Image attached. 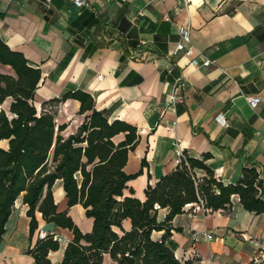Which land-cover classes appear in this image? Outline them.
Wrapping results in <instances>:
<instances>
[{"label":"crops","instance_id":"1","mask_svg":"<svg viewBox=\"0 0 264 264\" xmlns=\"http://www.w3.org/2000/svg\"><path fill=\"white\" fill-rule=\"evenodd\" d=\"M86 2L76 8L70 0H0V39L41 73L33 94L37 112L53 114L56 126H64L63 137L74 134L88 113L79 114L77 100H53L80 90L93 97L94 109L108 112L109 122L135 127L139 142L123 171L140 172L127 183L140 201L147 185L175 169L176 141L188 157L209 154L205 163L224 184L236 182L247 167L258 172L264 188V0ZM180 25L189 28L191 56L174 54ZM203 57L209 66H200ZM0 75L15 77L2 64ZM177 78L185 84L172 111L168 95ZM247 97L260 98L255 110ZM11 102L6 98L0 110L9 114ZM123 138L119 134L113 141ZM51 191L57 211H66L82 233L89 232L92 220L80 205L67 207L60 180ZM26 210L19 198L0 238V264H34L27 251L40 230L56 234L59 250L48 257L59 264L71 233L46 224L37 213L39 231L30 238ZM192 210L187 205L174 218L172 227L179 231L172 230L167 240L181 263L252 264L264 258V215L245 211L236 196L225 210ZM165 213L159 211V220ZM122 227L128 230L129 220ZM161 235L154 232L152 238ZM103 264L116 263L105 255Z\"/></svg>","mask_w":264,"mask_h":264},{"label":"trees","instance_id":"2","mask_svg":"<svg viewBox=\"0 0 264 264\" xmlns=\"http://www.w3.org/2000/svg\"><path fill=\"white\" fill-rule=\"evenodd\" d=\"M0 64L15 73V77L0 75V104L12 99L9 114L0 110V142H7L5 148L0 146V238L20 198L27 206L30 238L39 231L37 213L46 224L71 233L59 264H103L105 255L116 264H186L176 259L167 240L172 230L179 231L172 221L187 205L202 203L215 212L227 209L236 196L245 211L264 215L258 172L244 167L236 182L224 184L206 165L209 154L186 156L172 172L147 185L140 201L127 186L140 172L123 171L128 153L139 142L135 127L120 120L109 122L108 112L94 109L93 97L77 90L53 100H77L79 114L88 113L74 134L63 137L64 126H56L53 114L38 113L33 105L40 70L1 39ZM119 134L124 138L115 143ZM198 171L203 175L197 176ZM57 180L62 182L67 207L80 205L92 220L89 232L82 233L66 211H57L51 191ZM160 210L166 211L162 220ZM126 219L128 230L122 227ZM154 232H162L159 239L152 238ZM59 247L56 234L45 233L27 253L34 264H51L48 255ZM252 264H264V258Z\"/></svg>","mask_w":264,"mask_h":264},{"label":"built area","instance_id":"3","mask_svg":"<svg viewBox=\"0 0 264 264\" xmlns=\"http://www.w3.org/2000/svg\"><path fill=\"white\" fill-rule=\"evenodd\" d=\"M70 1L72 2V4L76 8H82V7L88 6L86 0H70ZM181 1L184 4L187 3V0H181ZM168 20L169 19L166 18V21H168ZM177 34L179 36V40L176 43V46L174 49V54L183 53L185 56H191L193 53V50H192V46H191L189 28L187 26L180 25L177 27ZM192 63L194 65H197V62L195 60H192ZM210 64H211V61L208 58L203 57V62L200 64V66L201 67H207ZM184 84H185V79L177 78L174 81L173 85L171 86V89H170V92L168 95V108L172 111H174L175 106L181 102V98L178 96V92L184 86ZM245 100H246V102H247V104L251 110H255L260 103V98H258V97H247V98H245ZM217 120L219 122H221L222 125H225V120L223 119V117L220 116L217 118ZM173 146H174V164L176 166V165L180 164L182 161L186 160L187 154L184 153V151L181 149V147L177 141L173 144ZM199 210L202 211L203 213L210 212V210L203 208L202 203L195 204L193 206L192 212L199 211ZM44 236H45V232L40 230L38 232V238H43ZM204 237L206 240L212 239L211 235H205Z\"/></svg>","mask_w":264,"mask_h":264}]
</instances>
